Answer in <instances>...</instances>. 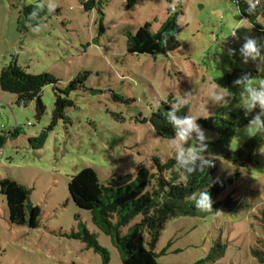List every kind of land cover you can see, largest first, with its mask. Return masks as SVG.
Returning <instances> with one entry per match:
<instances>
[{"label":"rangeland","instance_id":"1","mask_svg":"<svg viewBox=\"0 0 264 264\" xmlns=\"http://www.w3.org/2000/svg\"><path fill=\"white\" fill-rule=\"evenodd\" d=\"M38 1L49 8V15L35 29L22 13ZM96 2L88 12L81 0H0V74L17 63L28 74L47 73L59 80L43 89L46 110L40 115L37 101L21 106L0 86V129L21 131L0 150V180L10 177L31 189L39 221L12 225L0 193V264H104L99 252L67 236L81 231L82 224L108 251V264H122L111 238L93 224L91 209L79 192L135 174L153 158L166 162L177 156L178 141L164 138L151 123L162 103L187 100L180 108L186 107V116L192 115L199 124L244 109L243 85L223 87L216 79L237 73V80L251 73L254 85H264V71L257 69L260 62L249 59L245 64L240 53L245 37L264 46V33L234 12L237 0ZM172 8L181 11V47L155 57L129 54L128 34H136L147 23L157 32ZM260 8L258 23L264 27V6ZM84 74L85 85L70 92L73 107L54 119L57 89L68 88ZM215 85L227 90V104L211 100ZM259 112L257 107L252 118ZM247 126L237 129L231 142L233 158L221 160L217 173L228 178L241 173L220 196L221 201L233 198L231 208L169 220L155 248L159 264H258L253 250L264 240V144L245 147L260 133L247 135ZM201 129L205 141L217 139L216 132ZM43 133L45 146L35 150L29 138ZM198 145V140H189L182 146L198 150ZM128 229H121L122 235Z\"/></svg>","mask_w":264,"mask_h":264},{"label":"trees","instance_id":"2","mask_svg":"<svg viewBox=\"0 0 264 264\" xmlns=\"http://www.w3.org/2000/svg\"><path fill=\"white\" fill-rule=\"evenodd\" d=\"M86 11H92L97 7L96 0H81ZM241 15L249 20L253 26L264 33V27L258 23L261 8L256 14H249L247 4L238 2ZM173 9H175L173 11ZM35 12V16H33ZM181 11L170 9L167 20L157 32L152 31V24L140 28L136 34H128L127 44L129 54L138 55H167L181 47L180 34L183 31L179 24ZM49 15V8L40 1L27 6L22 17L31 27L37 29L44 24ZM175 33V34H173ZM251 74V73H247ZM237 73L228 74L216 79L219 86L227 87L236 80ZM243 77V76H242ZM87 74L80 75L70 83L69 87L57 89L54 119L61 116L63 111L73 107L74 102L69 98L70 92L75 91L76 85L84 86ZM59 80L50 74L31 75L24 68L12 63L6 66L0 74V86L4 92H9L17 97L19 105L27 107L31 102L37 101L39 115L44 113L46 106L41 97L43 89L48 85H57ZM65 95L63 98L62 96ZM118 100L116 95H113ZM173 98L174 96H170ZM121 99V98H120ZM122 100V99H121ZM172 103H177L173 101ZM186 107L175 111L178 118L186 117ZM174 110L172 105L162 103L156 117L165 122V128L159 132L161 136L169 140H177V132L170 113ZM255 110L245 115V110L232 113L231 117H211L199 121L201 128L216 132L215 141H204L206 150L202 153L205 159L212 160L211 165H202L198 159L195 164L182 166L175 158L163 162L160 158H153L152 164L141 165L135 174H129L112 179L107 185H93L85 190L84 203L91 209L92 222L96 228L110 237L114 246L118 249L122 264H159V254L155 252L156 245L166 223L178 216L218 214L224 208H231L233 198L220 200V196L227 190L234 178L241 175L238 170L232 178L226 174L217 175L221 166V160L230 162L233 158L231 142L237 129L247 126L252 119ZM38 115V116H39ZM155 129V128H154ZM21 134L20 128L6 133L0 129V150L8 139L14 140ZM262 133H258L245 147H253L255 142L264 144ZM47 141V135L43 133L36 138H29V143L35 150H41ZM199 149V145L197 146ZM194 170L188 173L187 168ZM203 168V170H201ZM98 183V182H97ZM91 188V189H90ZM98 190V191H97ZM97 191V192H96ZM207 191L212 198L211 211L198 209L197 199L201 192ZM0 193L5 197L9 212V221L15 226L38 225L36 207L31 203V189L17 180L6 177L0 180ZM138 223L132 225L136 220ZM132 225V226H131ZM129 227L126 235H122L121 229ZM81 231L67 235L70 239L82 241L87 249L99 252L104 264H108L110 256L103 248L97 235L90 233L84 224L80 225ZM149 236V237H148ZM258 264H264V240L253 250ZM203 264L199 262L198 264Z\"/></svg>","mask_w":264,"mask_h":264},{"label":"clouds","instance_id":"3","mask_svg":"<svg viewBox=\"0 0 264 264\" xmlns=\"http://www.w3.org/2000/svg\"><path fill=\"white\" fill-rule=\"evenodd\" d=\"M247 4L246 11L251 14H256L257 9L261 6H264V0H244ZM175 9H173L174 11ZM236 14L240 13V8L236 7L234 9ZM35 16V12L32 14ZM175 34V33H173ZM231 36H236V31L231 33ZM240 53L244 58V63L247 64L249 59L252 61H259L260 65H264V46L258 44V41L252 37H245V43L240 48ZM235 50H231L230 55H234ZM260 65L257 66L258 71H264V67ZM254 79L251 74H246L243 77L237 79L234 83L237 85H243V88L240 92L242 107L245 110V115L248 116L251 114L257 107H259L260 112L255 115L249 121L248 126L245 129V132L249 136L255 135L257 132L264 133V85H254ZM217 90L213 91L211 94V100L214 103L227 104L225 97L228 95L227 90L219 88V86H214ZM187 100L180 99L177 103L172 104L173 112L170 113L171 119L175 124L177 132V148L178 154L176 159L180 162L182 166H187L189 164H195L199 159L202 162V165H211L212 160H207L204 158L202 153L206 150V145L204 141L206 139L204 131H202L200 125L197 123V119L192 115L186 116L183 118H178L175 115V111L179 110L182 105H186ZM195 134V135H194ZM189 140L199 141V149L195 147H188L187 149L182 145L186 144ZM194 169L188 167V173H191ZM203 170V168H201ZM212 198L211 195L207 192H201L199 198L197 199L196 206L198 209L204 211H211L212 209Z\"/></svg>","mask_w":264,"mask_h":264},{"label":"water","instance_id":"4","mask_svg":"<svg viewBox=\"0 0 264 264\" xmlns=\"http://www.w3.org/2000/svg\"><path fill=\"white\" fill-rule=\"evenodd\" d=\"M151 123L155 130L158 132H162L166 126L165 122L161 118H158L156 116L152 119Z\"/></svg>","mask_w":264,"mask_h":264},{"label":"built area","instance_id":"5","mask_svg":"<svg viewBox=\"0 0 264 264\" xmlns=\"http://www.w3.org/2000/svg\"><path fill=\"white\" fill-rule=\"evenodd\" d=\"M235 38V36H232V39H234Z\"/></svg>","mask_w":264,"mask_h":264},{"label":"crops","instance_id":"6","mask_svg":"<svg viewBox=\"0 0 264 264\" xmlns=\"http://www.w3.org/2000/svg\"><path fill=\"white\" fill-rule=\"evenodd\" d=\"M238 2H240L239 0H237Z\"/></svg>","mask_w":264,"mask_h":264}]
</instances>
